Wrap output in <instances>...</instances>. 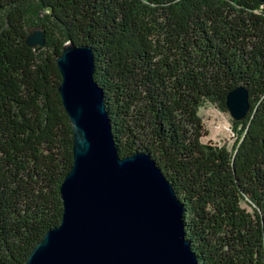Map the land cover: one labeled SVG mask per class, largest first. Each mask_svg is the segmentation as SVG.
<instances>
[{
  "label": "trees",
  "instance_id": "trees-1",
  "mask_svg": "<svg viewBox=\"0 0 264 264\" xmlns=\"http://www.w3.org/2000/svg\"><path fill=\"white\" fill-rule=\"evenodd\" d=\"M38 1L44 48L27 45L21 0H0V264H26L62 221L74 134L57 59L69 41L94 51L120 156L146 153L172 184L199 264H264V4ZM240 86L250 111L233 121V149L204 144L199 110L229 113Z\"/></svg>",
  "mask_w": 264,
  "mask_h": 264
},
{
  "label": "water",
  "instance_id": "water-1",
  "mask_svg": "<svg viewBox=\"0 0 264 264\" xmlns=\"http://www.w3.org/2000/svg\"><path fill=\"white\" fill-rule=\"evenodd\" d=\"M26 42L44 48L45 33L30 34ZM57 65L74 163L61 186V224L47 232L26 264H199L172 184L146 153L119 154L94 79L93 49L69 41ZM226 105L231 118L242 121L250 111L249 92L236 88Z\"/></svg>",
  "mask_w": 264,
  "mask_h": 264
},
{
  "label": "rangeland",
  "instance_id": "rangeland-1",
  "mask_svg": "<svg viewBox=\"0 0 264 264\" xmlns=\"http://www.w3.org/2000/svg\"><path fill=\"white\" fill-rule=\"evenodd\" d=\"M21 4L25 11V30L28 35L41 31V25L45 21L46 13L41 9L38 0H21ZM7 19V11L0 8V22L5 23ZM58 37L62 36L61 31H57ZM199 115L203 120L206 130L205 136L202 138L204 144L217 147H226L232 150L237 134L233 129V119L230 114L224 112L214 103H205L199 110ZM242 207L252 212L251 208L242 203Z\"/></svg>",
  "mask_w": 264,
  "mask_h": 264
}]
</instances>
